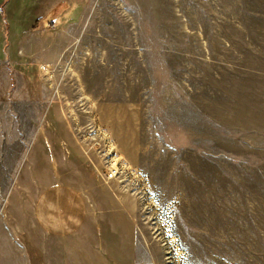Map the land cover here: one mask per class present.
Masks as SVG:
<instances>
[{"label": "rangeland", "instance_id": "374dc122", "mask_svg": "<svg viewBox=\"0 0 264 264\" xmlns=\"http://www.w3.org/2000/svg\"><path fill=\"white\" fill-rule=\"evenodd\" d=\"M0 60V264L48 241L32 181L85 195L98 263L264 264V0H0Z\"/></svg>", "mask_w": 264, "mask_h": 264}, {"label": "crops", "instance_id": "0c3cea01", "mask_svg": "<svg viewBox=\"0 0 264 264\" xmlns=\"http://www.w3.org/2000/svg\"><path fill=\"white\" fill-rule=\"evenodd\" d=\"M24 59L26 58L16 51L10 52L8 56L11 73L9 82L13 90L12 102L16 107L33 105L45 111L48 99L36 64L41 61L31 63L34 65L30 64L27 70L24 68L27 63ZM0 65H5V62L0 60ZM3 77L4 73L1 72L0 82H3ZM44 115L47 116V112ZM42 134L43 130L40 126L30 137L42 138ZM45 150L40 149L38 152L45 154ZM36 151L35 146H31L29 154H34ZM32 182L34 192L30 194L31 220L38 233L48 241L44 243L39 241V244L36 242L31 250V256L24 257V264H102L98 263L87 250L94 242L91 235L85 239V245L80 244V233L88 222L85 195L76 185L68 181ZM97 224L100 222L97 221Z\"/></svg>", "mask_w": 264, "mask_h": 264}, {"label": "built area", "instance_id": "2783aa9c", "mask_svg": "<svg viewBox=\"0 0 264 264\" xmlns=\"http://www.w3.org/2000/svg\"><path fill=\"white\" fill-rule=\"evenodd\" d=\"M41 70L44 72H48L46 67L42 66ZM120 175V170L117 167H113L110 165L109 169L106 170V177L108 180H112Z\"/></svg>", "mask_w": 264, "mask_h": 264}, {"label": "trees", "instance_id": "16d2710c", "mask_svg": "<svg viewBox=\"0 0 264 264\" xmlns=\"http://www.w3.org/2000/svg\"><path fill=\"white\" fill-rule=\"evenodd\" d=\"M40 21H41V18H38V19L34 22V24H33V26H32V29H33V30H36V28H37V24L40 23Z\"/></svg>", "mask_w": 264, "mask_h": 264}]
</instances>
